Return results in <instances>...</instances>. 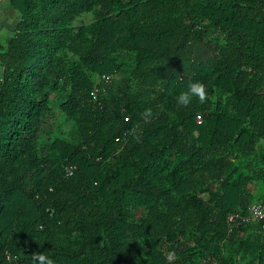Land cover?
I'll return each mask as SVG.
<instances>
[{
	"label": "trees",
	"instance_id": "trees-1",
	"mask_svg": "<svg viewBox=\"0 0 264 264\" xmlns=\"http://www.w3.org/2000/svg\"><path fill=\"white\" fill-rule=\"evenodd\" d=\"M9 5L0 264H264V0Z\"/></svg>",
	"mask_w": 264,
	"mask_h": 264
},
{
	"label": "clouds",
	"instance_id": "clouds-1",
	"mask_svg": "<svg viewBox=\"0 0 264 264\" xmlns=\"http://www.w3.org/2000/svg\"><path fill=\"white\" fill-rule=\"evenodd\" d=\"M207 91L205 85L200 81H190L187 85L186 91H181L177 97L176 101L178 104L182 106H188L192 103L193 99L195 98L200 103H203L206 99ZM174 252L167 253L166 259L171 260L174 257ZM37 264H55L54 259L45 256L43 254L37 255L34 257Z\"/></svg>",
	"mask_w": 264,
	"mask_h": 264
},
{
	"label": "crops",
	"instance_id": "crops-1",
	"mask_svg": "<svg viewBox=\"0 0 264 264\" xmlns=\"http://www.w3.org/2000/svg\"><path fill=\"white\" fill-rule=\"evenodd\" d=\"M18 21L17 13L10 7L9 0H0V44L15 33ZM1 79L0 68V81Z\"/></svg>",
	"mask_w": 264,
	"mask_h": 264
},
{
	"label": "built area",
	"instance_id": "built-area-1",
	"mask_svg": "<svg viewBox=\"0 0 264 264\" xmlns=\"http://www.w3.org/2000/svg\"><path fill=\"white\" fill-rule=\"evenodd\" d=\"M102 81L107 82L108 79L104 77V78H102ZM100 91H101V88L97 85L92 92V98L94 100L98 99ZM196 119H197V122L200 124L203 120V117L201 115H197ZM73 170L74 169L72 167L68 168L67 174L72 175ZM239 217L240 216H238V215H236V216L232 215L229 217V221L231 222L234 219L239 218ZM263 219H264V201L253 203L249 208V215L242 218V220L245 222L259 221V220H263Z\"/></svg>",
	"mask_w": 264,
	"mask_h": 264
},
{
	"label": "rangeland",
	"instance_id": "rangeland-1",
	"mask_svg": "<svg viewBox=\"0 0 264 264\" xmlns=\"http://www.w3.org/2000/svg\"><path fill=\"white\" fill-rule=\"evenodd\" d=\"M91 19L90 15H85L83 18H81L77 24H81L82 22H88Z\"/></svg>",
	"mask_w": 264,
	"mask_h": 264
}]
</instances>
